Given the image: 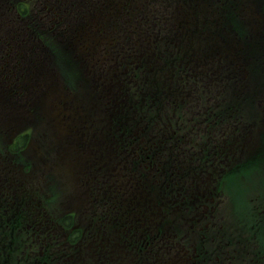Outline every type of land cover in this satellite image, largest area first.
<instances>
[{
  "label": "trees",
  "instance_id": "16d2710c",
  "mask_svg": "<svg viewBox=\"0 0 264 264\" xmlns=\"http://www.w3.org/2000/svg\"><path fill=\"white\" fill-rule=\"evenodd\" d=\"M137 2L135 5L134 0H126V3L123 0H0V109L12 111L19 103L33 98L36 94H31L30 90L38 87L40 82H43L46 88H50L54 82L55 85L60 83V75L74 79L75 74L70 72L75 70L78 62L83 64L84 61L89 64L85 65L88 70L83 71V74L79 76L80 81L88 82L100 77L103 73L102 69L110 65L108 58L96 57L97 50H99V55L102 50L105 55L114 57L113 64L116 67L122 62L121 65L126 70V75L129 76L128 69L132 63L138 61V56L129 54L137 47L135 44L130 45V41L136 38L140 40L145 56L149 48L143 35H151L154 38L157 42L156 49L160 42L166 40L163 36L178 32L175 27L176 22L173 20L183 15L190 17L199 14L217 16L215 22L211 23L220 26L221 30H235L239 36H244L240 39L241 41H248L254 35L257 36L254 38V46L256 58L259 60L256 62L255 68H229L225 71L218 66L215 68V72L210 68H203L205 64L202 61L198 64V68L192 71V77L196 80L194 86L201 91L197 96L202 102H207L205 94L208 90L213 89V85L217 84L216 77L224 79L232 76L246 80L248 76L256 73V79L258 74H261L258 79L264 80V0H138ZM201 5L205 9H202ZM19 23L25 25L20 28ZM74 23L80 26L81 32H84L82 36L77 35ZM24 29H29L31 33L19 34ZM154 30L158 32L157 35L152 33ZM250 32L254 35H250ZM136 35L138 36L136 37ZM250 45V43L239 44L245 49L242 52L243 59L249 57L251 50L248 48ZM45 56L50 58L49 62L42 64V57ZM9 64L11 65L10 71L5 68ZM30 71L29 79L25 82L19 81V87H17L18 78L28 77ZM103 79L106 80L107 76H104ZM132 80L138 81L135 77H132ZM137 84L143 99L148 95L155 99L157 88L160 101L163 98H168L166 86L163 84L155 82L146 84L140 79ZM244 85L240 84L239 89L245 90ZM89 95L85 90L78 93L79 101L85 107L83 120H87L96 112L95 107L86 108V105H92V99L88 98ZM256 100H262L264 103L262 92L256 93ZM226 107L239 121L243 122V125L247 124L252 113L250 107L234 99L228 102ZM80 111L84 113L82 108ZM119 122L123 124L122 136L118 137L114 133L101 135V140L96 142L95 147H92V155L85 160L83 165L87 177L85 182L87 184L96 183L98 187L104 184L106 188L101 189L99 198L107 201V204L105 203L97 211L105 213L107 207L111 206L114 215H117L119 206L118 204L117 207H114L116 205L115 198L124 195L114 186L113 182L116 179L122 181L126 175L129 181H134L137 184L135 189L146 192L151 195L150 197L156 192V187L147 180L146 173L140 166V159L132 158V155L126 157L132 149H136L142 158L149 160L151 154L147 143L152 141V136L135 134L134 129L132 130V127L126 123L122 113L115 116L114 124ZM79 134L84 138L79 143L83 147L88 143L87 138L97 137L90 132L88 124L82 125ZM79 140L81 139L78 135ZM122 141H124L123 145ZM107 156H111L113 160L118 157L116 166L118 163L123 166L124 175L115 171L114 167L102 164ZM94 160L96 161L95 165L91 166V162ZM95 168H98L100 172ZM109 178L112 180L111 183L108 182ZM82 182L83 180L80 178L78 185ZM129 194L135 195V198H129L125 207L118 214L119 223L125 220L130 211L140 209L137 191L131 189ZM1 215L4 213L0 212ZM98 216H94L92 219L96 221ZM24 219L23 212H20L14 220L0 217V223L4 222V228L0 230L1 262H4V245L12 242L14 237L19 240L23 236H13V233L19 230L18 225ZM63 223L69 225L67 228H71L73 220L64 219ZM81 235V229L75 228L68 238L75 241ZM53 237L56 240L54 234ZM106 239L125 241L126 236L117 224L109 231ZM55 245L59 246L57 243ZM66 254L65 252L62 256L67 258ZM89 262H96V260L90 259Z\"/></svg>",
  "mask_w": 264,
  "mask_h": 264
},
{
  "label": "rangeland",
  "instance_id": "374dc122",
  "mask_svg": "<svg viewBox=\"0 0 264 264\" xmlns=\"http://www.w3.org/2000/svg\"><path fill=\"white\" fill-rule=\"evenodd\" d=\"M202 9H205L202 7ZM177 9V8H176ZM199 17H190L183 15L176 17L173 22H176L175 27L178 31L183 32L186 36L190 38L186 40V46H189L193 43L194 40H197L198 34L201 32V30H204L205 33H207V29L204 28V17L199 14ZM202 24V25H201ZM74 29L75 31H79V28L74 23ZM201 25V26H200ZM200 26V27H199ZM194 28H196L197 32H194ZM190 31V33H189ZM186 32V33H185ZM16 33V32H15ZM154 35H157V31L154 30L152 32ZM19 34H24V31L21 30ZM143 39L147 41V43H150L153 41V37L151 35H143ZM218 39V37H214L213 40ZM137 38L135 40H131V43H135ZM125 41V39H124ZM133 45V44H130ZM239 42L234 36H229L227 39L223 41L222 49H229V48H236L238 47ZM138 48V47H137ZM135 49L134 51L130 52L129 54H133L135 56H139V54L143 53V49ZM162 52L158 51V56ZM155 65V63H154ZM148 66V65H147ZM153 65H149L148 68L151 69ZM112 68V65H111ZM152 72V69H151ZM107 73H110V76L119 77V79H122L119 73H115L112 75L111 69L107 71ZM153 74V73H152ZM170 75L167 72L165 73V76L167 79H170ZM161 77V75H160ZM99 80V79H98ZM114 80V79H112ZM117 82V80H115ZM120 87V91L122 92L121 96L124 95V93H127L126 87L127 82L121 81L118 85ZM101 85H98L97 88H93L95 92H97L99 89H101ZM129 88V87H128ZM55 89V92L53 91ZM130 89V88H129ZM64 90V88H59L57 86H53L50 88V91L54 93ZM115 90H113L114 96ZM91 91V90H90ZM93 91V90H92ZM49 99V95L47 96V102ZM183 104H180V106L172 105L170 106L169 113L162 117H156L155 115V109L158 111H162L163 105H157L155 102L152 103V105H149L147 103H143L142 110L145 112L146 116H148L151 119H155V123H159L160 127L161 125L166 123H169V126H165L166 133L173 137V140H180L186 142L185 148L188 150L185 152V154L188 157V160L190 163H194L196 165L200 164V160L203 157L205 149L208 147V145L212 144L213 141L218 139L219 136L215 135L216 132L213 130L209 133H205L203 130L205 129V125L203 124L201 127L196 126L195 123L197 120H199L198 115L191 114V113H185V112H178L179 114H183L185 121L181 122L182 120L180 118L173 119V111L175 108L182 109ZM256 109L259 111L258 118L262 119L264 117V103L260 101V103H256ZM24 114H21L23 116ZM264 121V119H262ZM181 124V128L179 127V123ZM261 120L259 122L260 126ZM264 125V122L262 123ZM257 126H254V129H256ZM171 128V130H178V133L174 135V133H169L168 129ZM231 135H229L230 138ZM226 138V137H225ZM247 139L244 138L241 142H246ZM183 143L181 145H183ZM192 144H197L195 148H193ZM176 147V146H175ZM230 147L232 145L230 144ZM236 152L231 153L230 155H235ZM163 159L165 160L167 158V152L164 151ZM169 160V158H167ZM231 160V159H230ZM218 161H216L215 164H213L210 169L214 168L217 165ZM229 163V161H227ZM174 166V164H173ZM223 166V165H222ZM232 166L234 167L235 164L232 162ZM226 172L230 169L224 167ZM210 169L208 173L210 172ZM233 174V175H231ZM247 174H249L251 177L248 178H241L240 174L236 170L233 173H229L228 177L235 181V187H236V194H235V205L230 208V212L226 213V216H235L239 220H233L231 218L228 219L227 223L235 222L237 224H240L243 226V229L236 228L237 230H228L226 234V245L224 248L220 249L218 247L217 242H211L209 244H206L204 246H201V253L200 258L206 259L202 264H219V262L223 259L224 263L228 261L229 258H231L232 262L228 261V264H233L236 262L235 256L237 255V252L242 248L244 251V254H247L248 252L252 251V254L254 256L256 254H261V252L264 251V193L262 192V187H257V189H252L249 198L246 200L245 195L243 194L244 188L243 183L247 180H256L258 177V173L256 174L255 170H251V173L249 170H247ZM210 180L213 181V175H210ZM118 186H116L117 188ZM241 199V201H239ZM263 199V200H261ZM233 204V200L230 202V207ZM227 212V209H225ZM237 224L233 225V227H239ZM149 225L145 224L142 228H139L137 231H128L127 228H123V233L130 232V236H126L125 244H127L126 250L121 253L119 257H105L103 260V264H167V262H171L177 259H183L187 261L189 264L192 263V252L188 250H179L178 247H183L182 243L179 244L178 242H175L176 238H173L172 235L169 232V229H167V233L162 235H155L151 233L147 227ZM161 228H159L160 230ZM240 229V230H239ZM239 232H241V237L239 238ZM106 235H100L98 238H104ZM94 237H90L86 235L83 240L91 241ZM231 240H234V242H231ZM93 249V247H91ZM145 248H153V251L146 250ZM184 248V247H183ZM86 254V253H85ZM195 255V253H194ZM85 255L82 257L84 258ZM82 258L80 260H82ZM76 262L75 264H97V262L90 263L87 259H84L82 261ZM1 264H5L2 262ZM7 264V263H6ZM10 264H21L19 262V255H16L13 259H11ZM201 264V263H200Z\"/></svg>",
  "mask_w": 264,
  "mask_h": 264
},
{
  "label": "flooded vegetation",
  "instance_id": "af4514ba",
  "mask_svg": "<svg viewBox=\"0 0 264 264\" xmlns=\"http://www.w3.org/2000/svg\"><path fill=\"white\" fill-rule=\"evenodd\" d=\"M49 57L45 56L42 57V64L49 62ZM31 75V71L28 74V77H26V80L29 79ZM21 78H18V83L16 84L17 87H19V80ZM24 80L23 82H25ZM50 91L47 90V88L44 86V83L40 82V85L38 87H34L30 90L31 94H36L33 98H40L46 96V94H49ZM29 100L26 102L28 103ZM31 103H29L27 106L29 107ZM12 111H2L0 109V117H6L10 114H12ZM52 114H49L48 117H50ZM205 118L202 121H199L198 123L201 124L205 122L206 119H209V117L215 115L217 117V112L215 109L212 111H205L204 112ZM48 123L52 125V129L49 133H47L46 123L42 122L40 125L37 123L39 134V139L43 143L46 139L49 140L50 144L52 146H59L61 143H63L66 139V136L63 135V133L60 132L55 127V121L53 119L48 120ZM21 137V134H13L12 137L9 139L8 144L0 146V189L3 191V199L7 202L6 207H10L13 203H15L17 200H19V196H21L23 193L27 192V187L31 186L28 185L25 187L26 179L24 177H31V182L36 185L35 188L38 185H41L42 181V175L47 171V167H50L49 172L54 173V170L57 169V166H59L61 163L63 164H73L74 160V154L69 158H61L59 155L56 156L54 159H48L44 152L36 157L31 163L25 162L23 160V147H17L16 141ZM245 145H238L239 148L244 147ZM71 149L70 146H67ZM224 145H220V150L226 151L224 148ZM254 149V148H253ZM253 149L250 151V154H252ZM68 153V152H67ZM226 156V155H225ZM28 161V160H27ZM6 166H12L14 168H20L21 171H16L13 169V172H9L6 170ZM31 166L33 168H31ZM35 168V170H34ZM39 170L40 172L36 171ZM225 172L224 168H217L214 170V175L216 176L215 180L217 178L222 176V173ZM203 186L208 187L205 183V180H202ZM25 187V188H24ZM213 189H216V186L213 187ZM212 192V191H211ZM4 203L1 201L0 206H3ZM219 205V204H218ZM210 208H216L220 211H223L224 208L219 206H209L208 204L204 205L202 212L200 213V217L197 219V222L194 221L195 217L190 218L186 222H180L176 219H173L172 221L168 222V227L172 228L175 231H181L182 229H185V232L182 234V237L188 241H191L194 244L199 243L201 238V230L203 228L201 227V219H205L206 215L205 213L208 212V209ZM207 225V223H205ZM21 226L25 229H34L35 224L33 223H23ZM45 228V227H43ZM218 236L220 237V245L219 248L222 249L224 245H226V235L225 233H219ZM234 242V240H232ZM43 248L42 245L40 247V257L37 258L36 254L38 251L34 248L33 244H30L29 253L25 256V261L21 262V264H64L60 261L61 256H55L52 262H47L45 259L48 258V256L43 255ZM241 259V255L238 256V260ZM167 264H189L187 261L183 259H177L171 262H167Z\"/></svg>",
  "mask_w": 264,
  "mask_h": 264
}]
</instances>
